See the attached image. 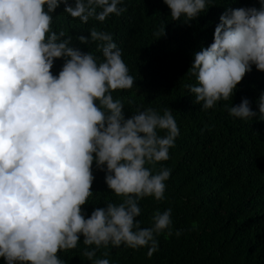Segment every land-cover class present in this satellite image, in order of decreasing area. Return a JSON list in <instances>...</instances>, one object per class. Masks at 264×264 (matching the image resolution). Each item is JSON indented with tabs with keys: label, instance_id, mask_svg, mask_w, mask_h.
Instances as JSON below:
<instances>
[{
	"label": "clouds",
	"instance_id": "obj_1",
	"mask_svg": "<svg viewBox=\"0 0 264 264\" xmlns=\"http://www.w3.org/2000/svg\"><path fill=\"white\" fill-rule=\"evenodd\" d=\"M164 3L172 20L189 24L211 0ZM61 4L63 14L85 25L127 11L123 0H0V257L5 264H65L59 253L76 249L83 236L82 255L91 264H111L109 248H147L151 258L157 237L173 235L172 208L156 209L148 227L136 218L142 199H166L171 169L156 165L170 159L179 127L167 107L161 114L137 105L125 117L124 102L112 95L135 83L123 50L111 32L95 26L89 36L53 30ZM165 34V25L154 32ZM74 41L94 44L101 55ZM193 55L188 72L195 83L184 86L193 102L207 111L231 99L253 65L264 71V0L260 8H226L213 42ZM57 59L63 64L54 74ZM257 104L258 112L248 98L224 107L235 118L264 120V92ZM94 165L122 199H105L106 207L87 215Z\"/></svg>",
	"mask_w": 264,
	"mask_h": 264
},
{
	"label": "trees",
	"instance_id": "obj_2",
	"mask_svg": "<svg viewBox=\"0 0 264 264\" xmlns=\"http://www.w3.org/2000/svg\"><path fill=\"white\" fill-rule=\"evenodd\" d=\"M127 11L111 16L103 24L90 20L81 24L63 14L64 5L55 10L53 30L63 28L67 34L89 36L88 29L113 34L123 50V60L135 83L129 90L113 92L124 104L125 117L132 115L137 105L153 107L162 114L170 108L179 127L170 159L159 162L171 169L166 183V199L157 202L152 197L140 201L142 227H148L156 209L172 208L173 235L161 234L159 251L151 258L147 248H109L111 264H264V120L247 121L232 117L225 105L239 104L248 98L258 112L257 98L264 92V71L255 65L237 85L232 98L219 101L207 111L194 103V97L184 87L195 83L188 70L193 53L213 42V33L226 8L261 7V0H211L189 24L174 21L164 0H123ZM214 4V5H212ZM161 25L165 35L154 36ZM82 51H95V45L74 41ZM62 59L55 61L58 74ZM134 101L129 106L128 100ZM207 125V127H206ZM159 135L165 133L159 131ZM151 167V165H146ZM93 195L83 206L87 215L95 207H106V201L119 203L108 189L105 173L93 166ZM183 229L177 237L175 230ZM83 236L76 249L59 253L65 264H91L82 255ZM106 249L97 252L102 258ZM0 264H5L0 257Z\"/></svg>",
	"mask_w": 264,
	"mask_h": 264
}]
</instances>
